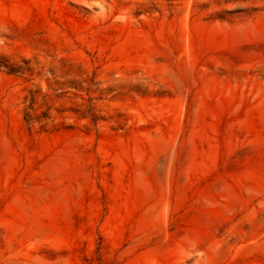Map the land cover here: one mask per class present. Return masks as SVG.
I'll return each mask as SVG.
<instances>
[{
    "label": "rangeland",
    "instance_id": "rangeland-1",
    "mask_svg": "<svg viewBox=\"0 0 264 264\" xmlns=\"http://www.w3.org/2000/svg\"><path fill=\"white\" fill-rule=\"evenodd\" d=\"M0 264H264V0H0Z\"/></svg>",
    "mask_w": 264,
    "mask_h": 264
}]
</instances>
